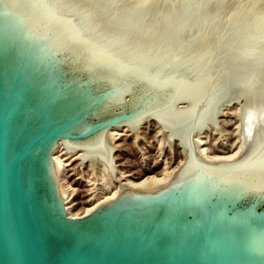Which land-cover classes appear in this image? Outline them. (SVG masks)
Instances as JSON below:
<instances>
[{
    "label": "water",
    "instance_id": "1",
    "mask_svg": "<svg viewBox=\"0 0 264 264\" xmlns=\"http://www.w3.org/2000/svg\"><path fill=\"white\" fill-rule=\"evenodd\" d=\"M240 99L246 149L201 158ZM145 117L179 139L171 183L68 215L53 152L116 181L106 131ZM0 264H264V87L233 0H0Z\"/></svg>",
    "mask_w": 264,
    "mask_h": 264
},
{
    "label": "rangeland",
    "instance_id": "2",
    "mask_svg": "<svg viewBox=\"0 0 264 264\" xmlns=\"http://www.w3.org/2000/svg\"><path fill=\"white\" fill-rule=\"evenodd\" d=\"M203 1H205V0H203ZM233 1H234V3H236V2L238 3V4L236 3L238 5V6H236V8L240 9L239 6H241L244 3V2L242 3V1H245V0H233ZM246 1H247L246 4L244 3L245 5H247V3L249 4V2L251 0H246ZM252 1L254 2L255 0H252ZM258 2H260V3L262 2L261 5L259 4V8L260 7L263 8L264 7V4H263L264 0H259ZM238 9H237V11H238ZM254 41L259 42V40H257V41L254 40ZM240 106L241 105H238L236 107V110H232L233 108L235 109V106L232 107V109H231L232 111L230 110V112H233V114L229 112L230 115L226 114V116L225 115L223 116V114H221L222 116L220 115L218 117V123H219V124L217 123V125H218L217 127H219L218 133H216V131H214V128L212 126L206 127L207 131L203 130L204 134L201 135L203 140H201V141L206 142L204 145L205 149L211 150L212 148H214L213 150H216L215 148L219 149V148H221V146L226 147V146L234 144L238 141V139H235V137L237 136V132H238L237 126L239 123L238 113L236 111H238V109H240ZM231 115H233V116H231ZM227 116H230V117H227ZM147 120L148 119H146V121ZM149 120L151 121V119H149ZM146 121H144L145 124L143 123L139 126L140 130H138V131L136 130V134H135V132L132 133V131H131V133L129 132L130 133L129 135L131 137L128 136V137L124 138L122 141L118 142L119 145H117V147L115 148L116 150L113 151V155L116 158V159L114 158V169L116 171H114L113 175H114V179L116 178L115 180L117 182L113 180V178L110 174H108L109 173V172H107L108 168H107V166H105V164L103 162H100V163L98 162L93 167L90 164V162L88 163V161L84 162L82 165H80V163H79L80 161L76 160L71 165L64 167L65 171L63 170L62 175L60 177V180H61L62 184L66 183L65 185H63L64 187L65 186L67 187L66 193L64 196L69 197L68 200H70L69 205H71V208H70L71 212H73V213L80 212L81 209H79V208H82V205H83L86 198H87L86 200H88V198L91 199L95 195L93 197V199H96V198H100L101 195L102 196L108 195V192H110V191L111 192L113 190L117 191L116 188H118L119 185H117V184H119V182L124 183L126 180H128V182L129 181L130 182L131 181L132 182L137 181L136 179L134 180V178H132L135 176L134 173H140V176H141V175H143V171H146L147 167H148L147 170L148 169L150 170V168H151V170L156 169L155 172H157V174L159 173L158 175H160L159 177L161 178L160 173L164 172V170L165 171L167 170L166 172H168L171 170L172 167H175V165L178 164V163L176 164L177 160L179 162L182 159L181 154L179 153L181 148L179 149L176 146V144L178 142L174 139V141L172 140L173 142H172L171 147L168 146L169 145V143L167 142L168 140L164 139L165 136L163 135V133L161 131H157V129H158L157 127L153 128L152 130H149V131L146 129V131H145ZM121 127H124V125H122ZM112 128L113 127H111V129ZM203 135H205V137H203ZM234 135H236V136H234ZM154 138H155V140H154ZM193 138H195V136H193ZM174 150L176 152L178 151V153H176ZM72 166H73V168H72ZM154 166H155V169L153 168ZM142 167H143V169H142ZM164 167H167V169H165ZM71 169H73L72 172H71ZM138 170H140V172H138ZM158 170H160L161 172ZM122 174H123V176H125L128 179H126V178L124 179V177L121 178L120 176H122ZM150 174L152 175V174H154V172L153 173H146V175H143L141 177V179H143L145 176L150 175ZM62 179L64 181H62ZM141 179H139V180H141ZM60 180L57 181L59 183V185H60ZM68 187L70 189H68ZM87 191L89 193H87ZM113 192H115V191H113ZM84 193H85V195H84ZM68 194H70V195H68ZM93 199H91V200H93Z\"/></svg>",
    "mask_w": 264,
    "mask_h": 264
},
{
    "label": "bare ground",
    "instance_id": "3",
    "mask_svg": "<svg viewBox=\"0 0 264 264\" xmlns=\"http://www.w3.org/2000/svg\"><path fill=\"white\" fill-rule=\"evenodd\" d=\"M205 1H212V0H205ZM252 1V0H251ZM250 1V2H251ZM256 1V2H255ZM254 2L252 1L251 3L249 2V4L247 3L246 4V0L245 1H242V5L239 6L240 9H238V14H239V17H240V21H241V24H242V28H243V31H244V34L246 36V39L248 41V44L250 46V49H251V52H252V57H253V62H254V69H255V73H256V76H257V79L259 80V82L261 83V85L264 87V7L263 8H259V4L261 5L262 2H258L259 0H255ZM234 2V1H233ZM237 3V2H236ZM236 3L235 6H238ZM264 4V3H263ZM254 40H259V42H255ZM244 99H240L239 103L237 104L236 102H232L230 104V106H227V105H220L219 108L221 110V114H223V116L226 114L227 115H230V113L233 114V112H230V110L232 109V107L235 106V109L233 108L232 110H236V107L238 105H241L243 103ZM237 105V106H236ZM241 107V106H240ZM238 109V108H237ZM231 110V111H232ZM240 111V109H238V111H236L237 113ZM230 112V113H229ZM235 112V111H234ZM236 114V113H235ZM234 114V115H235ZM220 116V115H219ZM216 117V122L218 123V117ZM222 116V115H221ZM233 116V115H231ZM237 116V115H236ZM227 117H230V116H227ZM146 119H148V117H145L144 118V121H146ZM143 121V123H144ZM238 126H237V136L235 137V139H238V141L234 144H231L229 146H226V147H222L217 149L215 148L216 150H213L214 148H212L211 150L209 149H205L204 148V145H205V141H201L203 140L202 138V134L203 133V130L200 131V132H194V135L195 138H193L192 136V140L193 142L195 143L196 147L198 148V155L205 159V160H209V161H214V162H231V161H234L235 159H237L243 152L244 150L246 149L245 146L242 145V142H241V139H240V134H239V131L241 129V123H240V119L238 117ZM142 123V124H143ZM145 124V123H144ZM219 124V123H218ZM141 125V124H140ZM139 125V126H140ZM139 126H138V129H136L137 131L140 130L139 129ZM208 126H211L210 124L206 123L205 124V127H208ZM218 126V125H217ZM157 127V131H161L162 132V125H160L159 123H157V121L153 118H151V121L148 119L146 121V128H145V131L146 129L149 131V130H152L153 128ZM219 128V127H218ZM156 131V132H157ZM207 131V130H206ZM215 131V130H214ZM131 133V130H129V128L127 126L124 125V127H121L119 126L118 128L116 127H113L112 129L109 127V129H107L106 131V141L114 148L117 147V145H119L118 142L122 141L124 138L130 136L129 134ZM221 132V131H220ZM133 133V132H132ZM147 133V132H146ZM163 135L166 137H164V139L166 140L168 138V135H169V132L168 131H165V132H162ZM136 134V133H135ZM138 134V133H137ZM161 134V133H160ZM220 134V133H219ZM133 135V134H132ZM158 135V134H157ZM134 136V135H133ZM208 136V135H207ZM131 137V136H130ZM144 137V136H143ZM203 137H205V135H203ZM138 138V137H137ZM143 139V138H142ZM155 140V138H154ZM178 143L176 144V146L181 150H182V147L179 146V139H175ZM174 141V139H173ZM172 141V142H173ZM124 142V141H123ZM162 142V141H161ZM168 142V141H167ZM215 142V141H214ZM235 142V141H234ZM166 143V142H165ZM150 145V144H149ZM63 144L61 143L58 148L53 152L52 154V159H53V171H54V175L56 176V179L60 180V177L62 175V172L63 170L65 169L64 167H67L69 165H71L72 163H74L76 160H79L81 161V159H76L78 157H80L85 150H82V149H77L73 154H70V153H64L66 152L65 148L62 147ZM169 146V145H168ZM160 147V146H159ZM177 149V148H176ZM175 149V150H176ZM168 150V149H167ZM170 150V149H169ZM174 150V151H175ZM178 150V149H177ZM180 150V154H181V160L178 162H176L177 165H175V167H172L170 171L166 172L164 170V172L160 173L161 174V178L159 177L160 175L157 174L156 169H155V166L153 167L155 170H150L146 168V171H143V175H146V173H153L154 174H150V175H147L145 176L143 179H141V177L143 175L140 176V173H134V180L136 179L137 181L135 182H128V180H126L124 183H121L119 182L120 184H123L125 185L126 189L128 191H137V192H141V193H152V192H155V191H158L159 189L163 188V187H166L169 183H171V181L174 179L178 169L180 168V166L183 165V162H184V155L182 153V151ZM140 152V151H139ZM176 152V151H175ZM159 153V152H158ZM178 153V151L176 152ZM179 154V155H180ZM178 156V155H177ZM180 157V156H179ZM114 155H113V152H112V159H113V165H114ZM172 158V157H171ZM116 159V158H115ZM89 163V160H85L84 162H87ZM164 161V160H163ZM78 162V161H77ZM83 162V163H84ZM95 162L96 163H100V162H103L100 158L98 157H95ZM80 163V162H79ZM104 163V162H103ZM172 163V162H171ZM105 164V163H104ZM156 164V163H155ZM96 165V164H95ZM104 166V165H103ZM106 166V165H105ZM169 166V165H168ZM172 166V165H171ZM170 166V167H171ZM144 167V166H143ZM142 167V169H143ZM73 168V166H72ZM145 168V167H144ZM165 169H167V167H164ZM69 169V168H68ZM106 169V168H105ZM163 169V168H162ZM75 170V169H74ZM65 171V170H64ZM73 171V169H71V172ZM116 171V170H115ZM141 171V172H142ZM160 171V170H158ZM70 172V173H71ZM108 172V171H107ZM138 172H140V170H138ZM161 172V171H160ZM166 172V173H165ZM85 174V173H84ZM109 174V173H108ZM118 174V173H117ZM128 175V174H127ZM109 177V176H108ZM121 178L124 177V179L126 178L125 176H120ZM119 177V178H120ZM63 178V177H62ZM116 179V178H115ZM128 179V178H126ZM141 179V180H139ZM57 180V181H58ZM130 180V179H129ZM62 181H64L62 179ZM66 181V180H65ZM68 183V182H67ZM66 184V183H65ZM65 184H62L61 180H60V185L59 183L57 182V187H58V191L60 193V195L62 196L63 200H64V203H65V206H66V210H67V213L68 215H70L71 217L73 218H84V217H87L88 215H90L91 213H93L94 211H96L101 205H104L106 203H109V202H112L116 199H118V197L121 195V193L119 192V186L116 190H113L115 192H108V195L106 196H100V198H96V199H93V196L91 199L88 198V200L85 199L83 205H82V208H79L81 209L80 212H76V213H73L71 212L70 208H71V205H69L70 203V200L68 196H64L65 193H66V186L64 187L63 185ZM68 185V184H67ZM93 185V184H92ZM119 185V184H117ZM73 186V185H72ZM117 187V186H116ZM114 188V187H113ZM68 189H70L68 187ZM72 189V188H71ZM93 190V189H92ZM100 190V189H99ZM112 190V189H111ZM97 191V190H96ZM94 192V191H93ZM100 192V191H99ZM82 193V192H81ZM87 193H89L87 191ZM97 193V192H96ZM102 193V192H101ZM106 193V192H105ZM104 193V194H105ZM103 194V195H104ZM70 195V194H68ZM82 195V194H81ZM80 195V196H81ZM85 195V193H84ZM68 200V201H67ZM74 203V202H73ZM73 207V206H72ZM78 209V208H77ZM75 210V209H74ZM78 211V210H77Z\"/></svg>",
    "mask_w": 264,
    "mask_h": 264
}]
</instances>
